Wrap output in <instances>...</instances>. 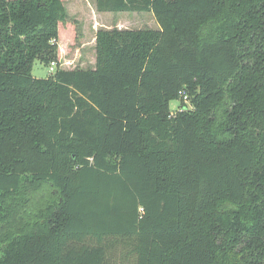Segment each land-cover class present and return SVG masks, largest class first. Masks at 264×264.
Returning a JSON list of instances; mask_svg holds the SVG:
<instances>
[{"label":"trees","instance_id":"obj_1","mask_svg":"<svg viewBox=\"0 0 264 264\" xmlns=\"http://www.w3.org/2000/svg\"><path fill=\"white\" fill-rule=\"evenodd\" d=\"M95 6L159 28L65 69L63 0H0V264H264V0Z\"/></svg>","mask_w":264,"mask_h":264},{"label":"rangeland","instance_id":"obj_2","mask_svg":"<svg viewBox=\"0 0 264 264\" xmlns=\"http://www.w3.org/2000/svg\"><path fill=\"white\" fill-rule=\"evenodd\" d=\"M68 13L67 25L74 31V40L61 31L58 46L60 66L65 69H91L94 67V48L91 46L95 30L100 28L118 29H158L159 26L151 12H98L95 0H63ZM66 27V24L64 25ZM31 74L36 78L50 75L49 66L35 60ZM178 100L170 102V109H175Z\"/></svg>","mask_w":264,"mask_h":264},{"label":"built area","instance_id":"obj_3","mask_svg":"<svg viewBox=\"0 0 264 264\" xmlns=\"http://www.w3.org/2000/svg\"><path fill=\"white\" fill-rule=\"evenodd\" d=\"M55 62H51L49 65V72L52 73L54 71ZM183 98L186 100V96H183Z\"/></svg>","mask_w":264,"mask_h":264},{"label":"crops","instance_id":"obj_4","mask_svg":"<svg viewBox=\"0 0 264 264\" xmlns=\"http://www.w3.org/2000/svg\"><path fill=\"white\" fill-rule=\"evenodd\" d=\"M96 31L97 30L94 31V34H93V37H92V41H91V46H93V48H94V44H95V33H96ZM94 64H95V50H94Z\"/></svg>","mask_w":264,"mask_h":264}]
</instances>
